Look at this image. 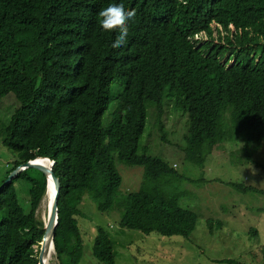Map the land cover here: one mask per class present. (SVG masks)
<instances>
[{
    "label": "trees",
    "instance_id": "obj_1",
    "mask_svg": "<svg viewBox=\"0 0 264 264\" xmlns=\"http://www.w3.org/2000/svg\"><path fill=\"white\" fill-rule=\"evenodd\" d=\"M109 2L0 0V104L4 98L6 105L18 103L13 114L0 112V144L13 157L0 165V187L20 165L37 158L55 162L59 264L82 261L77 218L86 197L101 213L119 211L124 229L182 238L195 231L198 216L181 200L196 181L176 164L139 152L151 110L160 130L169 102L185 111L188 130L179 149L200 170L223 139L224 114L244 132L246 148L264 142V0H123L136 15L119 48L111 47L116 33L98 26L97 14ZM114 81L125 82L120 116L104 125ZM114 152L119 162L143 168L138 191L119 195ZM21 181L18 192L15 182ZM230 186L264 197L261 189ZM46 191L47 177L35 168L0 190V264H38ZM92 254L116 264L102 227Z\"/></svg>",
    "mask_w": 264,
    "mask_h": 264
},
{
    "label": "rangeland",
    "instance_id": "obj_2",
    "mask_svg": "<svg viewBox=\"0 0 264 264\" xmlns=\"http://www.w3.org/2000/svg\"><path fill=\"white\" fill-rule=\"evenodd\" d=\"M110 88L113 99L103 116L104 125L120 116V112H116L117 99L125 88V82L114 81ZM7 99L4 98L0 104V112L13 114L18 103L6 105ZM4 118H0V126ZM157 120L156 110H151L139 152L146 151L174 167L176 164L180 173L196 181L188 183L192 193L181 200L182 206L190 207L198 216L195 231L189 238H182L146 235L124 229L120 225L119 211L101 213L86 197L77 218L84 239V255L80 264H103L92 254L98 227L108 233L114 244L116 264H226L223 261L227 259H237L244 264H264V197L230 186L264 190V142L246 148L244 132L231 122L230 115L224 114L220 121L223 139L219 140L216 150L201 169L202 173L197 166L184 160L179 149L185 147L182 136L188 130L185 111L176 109L175 104L169 102L162 121L163 129L160 130ZM112 158L122 177L119 195L138 191L144 176L143 168L119 162L115 152ZM10 162H13L12 154L0 144V165L7 166ZM24 186L22 181L15 182L18 192ZM39 210L45 221L46 197ZM40 250L41 244L36 246L37 255ZM49 264H59L56 253Z\"/></svg>",
    "mask_w": 264,
    "mask_h": 264
},
{
    "label": "water",
    "instance_id": "obj_3",
    "mask_svg": "<svg viewBox=\"0 0 264 264\" xmlns=\"http://www.w3.org/2000/svg\"><path fill=\"white\" fill-rule=\"evenodd\" d=\"M38 160L47 161L49 164L45 165L39 163ZM54 164L55 162L50 158H38L33 161H29L26 164L20 165L13 172L10 173L7 180L3 185H1L0 190H2L5 186H7L15 177L18 176L21 172L28 168H35L42 171L47 178L50 176L52 179L53 189H54V201L51 205V212L48 217V222L45 225V234L43 237L41 244V250L38 255V264H45V257L49 254L52 246L54 248V238H55V230L58 225V217H59V209L58 202L60 198V190L61 183L58 177L54 173ZM53 244V245H52Z\"/></svg>",
    "mask_w": 264,
    "mask_h": 264
},
{
    "label": "clouds",
    "instance_id": "obj_4",
    "mask_svg": "<svg viewBox=\"0 0 264 264\" xmlns=\"http://www.w3.org/2000/svg\"><path fill=\"white\" fill-rule=\"evenodd\" d=\"M135 15V10L126 8L123 0H110L106 7L99 10L97 14L99 28L103 31H114L116 33L111 42L112 48H119L127 43L130 22L133 21Z\"/></svg>",
    "mask_w": 264,
    "mask_h": 264
},
{
    "label": "bare ground",
    "instance_id": "obj_5",
    "mask_svg": "<svg viewBox=\"0 0 264 264\" xmlns=\"http://www.w3.org/2000/svg\"><path fill=\"white\" fill-rule=\"evenodd\" d=\"M39 163H42V164H45V165H48L49 163L47 161H44V160H38ZM47 191H46V214H45V223L48 222V217L50 215V212H51V205L54 201V189H53V184H52V179L51 177L49 176L47 178ZM53 245V244H52ZM55 253V250L52 246V249L50 250L49 254L45 257V264H49L52 257H53V254Z\"/></svg>",
    "mask_w": 264,
    "mask_h": 264
},
{
    "label": "built area",
    "instance_id": "obj_6",
    "mask_svg": "<svg viewBox=\"0 0 264 264\" xmlns=\"http://www.w3.org/2000/svg\"><path fill=\"white\" fill-rule=\"evenodd\" d=\"M197 40H199V37H197Z\"/></svg>",
    "mask_w": 264,
    "mask_h": 264
}]
</instances>
